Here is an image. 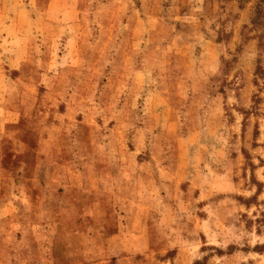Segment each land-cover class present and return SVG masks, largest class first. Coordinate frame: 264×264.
<instances>
[{"label": "rangeland", "instance_id": "obj_1", "mask_svg": "<svg viewBox=\"0 0 264 264\" xmlns=\"http://www.w3.org/2000/svg\"><path fill=\"white\" fill-rule=\"evenodd\" d=\"M76 1L80 37L0 58V264H264V0ZM197 19L219 61L138 83L137 22Z\"/></svg>", "mask_w": 264, "mask_h": 264}, {"label": "crops", "instance_id": "obj_2", "mask_svg": "<svg viewBox=\"0 0 264 264\" xmlns=\"http://www.w3.org/2000/svg\"><path fill=\"white\" fill-rule=\"evenodd\" d=\"M36 0H0V58L10 56L11 69L18 70L27 62H31L34 52V39L37 27H40L43 36L52 37L55 40L65 38L64 42L70 43L79 37L82 28V14L76 0H49L45 9H40L36 5ZM79 7V9H78ZM202 7L203 6L202 4ZM193 11H198L192 6ZM146 16V15H145ZM197 17L195 16V19ZM159 24V19L149 20ZM148 21V24H149ZM201 20H193L191 25L195 26L193 33L185 37L176 34L165 40L151 37V33L144 34L141 30L144 21L137 22L134 35L132 37L133 52L129 53V59L139 57L142 62L136 70L138 83L149 81V75H158L163 79L164 63L159 52H172L179 48L181 56L185 59H203L213 62L219 61L221 57V45L217 42L214 35H208L199 30L207 27L201 24ZM154 26V29L156 27ZM188 43L192 50H189ZM199 47L203 49L199 55L192 54ZM193 58V59H192ZM58 59H53V67ZM52 65L45 73L52 72ZM154 84L159 85L156 81ZM162 84V83H161ZM159 87V86H158Z\"/></svg>", "mask_w": 264, "mask_h": 264}]
</instances>
